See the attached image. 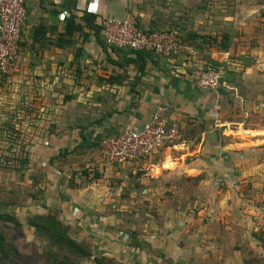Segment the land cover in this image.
<instances>
[{"label":"crops","instance_id":"obj_1","mask_svg":"<svg viewBox=\"0 0 264 264\" xmlns=\"http://www.w3.org/2000/svg\"><path fill=\"white\" fill-rule=\"evenodd\" d=\"M143 3L24 0L20 59L13 72L19 83L18 106L34 113L47 112L55 106L52 97L66 92L62 96L63 102L68 103L64 104L62 125L68 129L62 137L44 136L39 143L48 155L55 149L75 147L74 156L84 160L86 172L75 173L80 168L60 172L47 162L48 169L38 187H34L37 197L16 211L22 215H55L68 226L71 238L90 244L95 256H106L111 262L210 264V256L217 255L216 248H223L239 256L238 262L231 263L229 259L227 264H247L253 254L264 256L258 237L250 242L258 253L243 246L235 250L234 246L217 244L228 245L233 237V214H223L228 199L232 207L239 205L240 200L244 206L250 203L249 208L254 210L264 206L259 198L264 197V0H210L208 24L200 18L204 15L198 14L183 25L185 28H175L185 39L184 51L171 59L148 57L142 71L133 64L125 66L115 51H103L90 28H84L88 34L85 40L78 33L74 35L75 45H55L57 34L65 30L68 14L78 21L85 9L169 30L156 20L154 15L160 16V12L156 8L153 12L150 4ZM162 10L169 15L177 12L169 1ZM186 10L195 11L190 6ZM60 14L68 16L60 18ZM39 25L45 28L33 39V29ZM193 34L197 37L193 38ZM224 34L228 47L223 50L220 42ZM125 57L134 55L125 52ZM208 59L210 66L223 70L225 86L217 91L202 90L195 84L209 64ZM67 95L70 98L64 101ZM158 107L164 108V123L176 131L178 144L161 151V159L149 158L154 164L147 173L152 182H145L148 177L142 174L124 188L115 186L114 181L130 168L132 175L135 170L147 168L128 164L103 176L100 143L124 130L140 128L151 120ZM27 122L34 123L32 119ZM35 150L29 149L28 156ZM153 171L157 172L153 175ZM72 174L74 180L68 181ZM221 177L241 185L222 188V198L214 194L210 201V192L218 178L221 184ZM23 181L30 184L31 177ZM123 189L126 197L120 199L117 192ZM164 192L168 194L164 196ZM235 193L244 200L237 196L232 199ZM255 214L250 218L252 222L264 223ZM219 221L222 228L216 225Z\"/></svg>","mask_w":264,"mask_h":264},{"label":"rangeland","instance_id":"obj_2","mask_svg":"<svg viewBox=\"0 0 264 264\" xmlns=\"http://www.w3.org/2000/svg\"><path fill=\"white\" fill-rule=\"evenodd\" d=\"M145 4L146 0H143ZM169 1V6L176 8V13L169 15L168 11L165 12L162 10V5ZM150 4L149 7L152 8L153 12H160V16L156 13L154 16L157 21H162L164 25H166L167 28H170L169 30H177L175 28H179V26H183L187 24V22L194 19V17H197L198 14H202L204 16L200 17L206 20V24L210 19V0H148V2L145 5ZM190 6L191 9H194V12H187V6ZM156 8V9H155ZM182 8H185L182 12ZM155 9V10H154ZM179 11H181L179 13ZM168 15L163 18L162 14ZM194 13H197L194 14ZM207 15V18H206ZM197 18V19H200ZM196 20V19H195ZM183 21V22H182ZM131 22V21H130ZM160 23V22H157ZM204 24V23H203ZM141 29L144 30H152V31H159L156 27H145L141 24H137ZM202 26V25H199ZM184 27V26H183ZM185 28V27H184ZM163 29V28H161ZM202 30H204L202 28ZM205 31H210V25L209 30L205 29ZM179 33V32H178ZM208 36V35H203ZM210 38V37H209ZM192 50V49H191ZM190 56V55H188ZM15 73H12L7 78L0 77V213L9 212L11 210V213L18 214L19 212L16 211L17 209H10L11 204H17L19 206H22L27 201H30L31 191L34 192L36 188L38 187V182L40 181L41 177L43 176L44 172L48 165L53 168L58 169L60 172H64V170H68V168H80L75 173H85L86 170L83 169L84 167V160L76 154V149L74 148H63L62 150L58 151L55 150L52 151L49 155L46 153L44 149H42L41 143L39 139H42L44 136L48 138L52 137H62V133L64 130H67L66 125H62V118L64 117L63 111L66 109L64 108V102H63V95L67 94L66 92H60V95L53 96L54 99V107H51V110L49 111H38L37 113H34L32 111L27 112H19L18 111V105L20 100V95H18L17 92V86H19V83L16 82L15 77L13 76ZM224 81V80H223ZM225 82V81H224ZM22 96V98H24ZM47 101L45 100V104ZM68 104V103H67ZM65 104V106L67 105ZM63 106V107H62ZM33 120L34 123L32 125L28 124L27 120ZM23 120H26L25 122ZM50 138V139H51ZM54 139V138H53ZM50 142V141H49ZM54 145L55 143L52 142ZM69 147V146H68ZM35 148L34 154L31 155V157L28 156L29 149ZM173 149V148H172ZM69 150V151H68ZM165 151V150H163ZM72 153H74L72 155ZM164 153H162L160 150L157 151L153 157L162 158ZM74 156V157H73ZM48 158V161H47ZM73 158V159H71ZM83 162V164H82ZM141 163V164H138ZM133 163L131 162V167L138 166V168L146 169L144 171H136L135 175H132L131 169L129 172H125L123 175L120 176V178L116 181H114V185L118 186L120 185V188H124V186L127 183L136 182L138 178L140 179L142 177V174L144 177H148L147 173L150 170V167L148 164H153L152 161L148 160H142L141 162ZM154 165V164H153ZM115 168L114 166L112 167ZM112 170V169H111ZM157 171H153L152 174ZM137 175V176H136ZM26 177L30 178L31 181L30 184L27 182H24L23 180L26 179ZM79 178L80 176L77 175ZM74 174L68 179V181L74 180ZM80 179V178H79ZM83 178H81L82 180ZM221 184L224 185V187H220V183H218V180L215 182V187L213 188L212 192H210V201L213 199L214 194L216 196H220L222 198L225 189H228L229 187L233 185L240 186V183H236L235 181H224L223 177L220 178ZM29 181V180H28ZM84 181V180H83ZM153 179L147 178L145 182L148 184L152 182ZM160 182H163L162 180H159ZM184 182L185 181H181ZM25 183V184H24ZM116 183V184H115ZM123 184V185H122ZM186 184H189V182H186ZM31 185V187H30ZM37 192V191H35ZM124 192L123 190H120L117 192L119 194L120 199H124L126 197L125 194H122ZM165 194L168 193H163ZM237 193H235V196L232 197V199H236ZM239 197V195L237 196ZM244 200V198L239 197ZM263 203H264V197H259ZM217 199V198H216ZM215 199V200H216ZM257 200V199H256ZM228 201V202H227ZM225 204L226 210L223 214H227L229 211L231 214H233V223H231L232 232H230L231 240L230 244L224 245L217 244L220 246H224L227 248H231L234 246L236 247L235 250L239 249L243 246L246 250H253L252 252L258 253V248L252 249V245L250 242L253 240V238H259L260 236L264 237V223H255L254 221L250 219L251 217L258 215L259 219H262V222H264V206L260 209L249 208L250 203H247V206H244L241 203L237 205L236 207H232L230 205V200L228 199ZM213 205V204H210ZM9 206V207H8ZM235 209V211H234ZM246 210V211H245ZM22 214H20L21 216ZM235 215V218H234ZM248 218V219H247ZM236 219V220H235ZM218 228H222V222L219 221L217 224ZM26 236L24 238L25 243L27 244L26 251L28 253L37 252V253H45V243L34 236L32 233V229H26ZM264 240V239H263ZM258 243V242H257ZM89 250L92 253L91 259L88 260H79L76 264H93L92 258L95 256L94 254V248L91 247L90 244H88ZM215 250V247H213ZM248 248V249H247ZM219 251V253H218ZM216 254L215 256H210V264H227L226 262L230 259L231 263L238 262L239 256L238 253L234 256L232 254H229L230 252L226 249H217L216 248ZM98 258H101L105 260L107 263L110 261V259L106 256H96ZM248 259H251L250 254L247 255ZM39 261H33V264H47L44 263V260L42 258H37ZM29 260H32L31 256H29ZM114 261V260H113ZM16 264H26L22 261H16ZM109 263V262H108ZM107 263V264H108ZM109 264H121L116 261L109 263ZM251 264V263H247Z\"/></svg>","mask_w":264,"mask_h":264},{"label":"built area","instance_id":"obj_3","mask_svg":"<svg viewBox=\"0 0 264 264\" xmlns=\"http://www.w3.org/2000/svg\"><path fill=\"white\" fill-rule=\"evenodd\" d=\"M24 0H0V77L11 75L20 59L21 29L25 20ZM264 12V5L261 7ZM98 17V24L108 46L121 50L151 51L171 59L184 51L182 38L175 30L146 32L133 22L85 9ZM60 18L68 15L60 14ZM66 15V16H64ZM216 68V69H215ZM210 68L196 79L202 90L217 91L225 86L222 68ZM164 108L158 107L151 120L137 129L124 130L100 143L101 173L107 175L112 167L148 160L157 151L174 148L179 142L175 130L168 129L163 120ZM141 164V163H138ZM150 168L153 164H148Z\"/></svg>","mask_w":264,"mask_h":264},{"label":"trees","instance_id":"obj_4","mask_svg":"<svg viewBox=\"0 0 264 264\" xmlns=\"http://www.w3.org/2000/svg\"><path fill=\"white\" fill-rule=\"evenodd\" d=\"M68 19L65 23V30L61 34H57L55 45L58 47H70L75 45L74 35L79 34L85 40L88 36L84 32V28H90L94 31V36L97 40V43L103 51L106 49L115 51L121 60H123L124 65L133 64L138 71H142L145 59L151 56H156L162 58L151 51H131V50H121L115 47L108 46L103 35L101 34V28L97 21V16L91 14L90 12H85L81 18L77 21L73 14H68ZM139 29H141L136 23H134ZM40 25L34 27L32 38L35 39L36 34L41 30ZM146 32H152V30H144ZM39 34V33H38ZM194 35V34H193ZM228 35V34H226ZM197 37L194 35L193 38ZM192 38V39H193ZM228 37L223 35L221 40L220 47L221 49H226L228 47V42L225 41ZM205 40V37H202ZM184 38H182V43L184 45ZM202 40V41H203ZM207 45L210 46V39L207 42ZM81 49L77 50L78 53ZM76 51V52H77ZM132 53L134 57L128 58L125 57V52ZM120 53V54H119ZM209 63V59H208ZM114 65L120 66L118 62H113ZM216 66L206 64L200 74L210 68H215ZM216 69V68H215ZM199 74V75H200ZM198 75V76H199ZM112 79V78H111ZM111 79L109 81H111ZM70 96H64V101L69 99ZM18 107L19 112H27L26 109H21ZM80 129H84V126H79ZM31 187V186H30ZM37 192L31 194L30 198H36ZM9 207V206H8ZM20 207L17 204H11L10 209H16ZM32 229V233L35 237L41 239L45 243V253L33 252L28 253L26 251L27 244L25 243L26 230ZM260 248L264 252V240L262 237H259ZM31 256L32 260H29ZM92 253L89 250V247L83 243L77 242L68 235V226L60 222L55 215L48 213L46 215H21L20 213L14 214L9 212L0 213V264H16V261H22L26 264H33L34 261H39L37 258H42L44 263L47 264H76L79 260H90ZM93 264H107L112 263L94 256L92 258ZM252 262L251 264H264V256L260 257L259 255L253 254V260L246 261V263ZM108 263V264H109Z\"/></svg>","mask_w":264,"mask_h":264}]
</instances>
